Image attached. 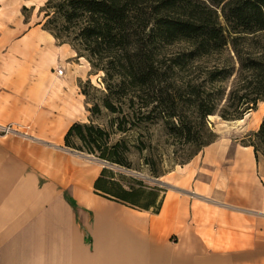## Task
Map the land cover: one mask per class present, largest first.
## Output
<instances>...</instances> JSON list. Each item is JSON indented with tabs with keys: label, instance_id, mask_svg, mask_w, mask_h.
Returning <instances> with one entry per match:
<instances>
[{
	"label": "crops",
	"instance_id": "crops-1",
	"mask_svg": "<svg viewBox=\"0 0 264 264\" xmlns=\"http://www.w3.org/2000/svg\"><path fill=\"white\" fill-rule=\"evenodd\" d=\"M17 26L0 30V264H264V156L245 137L219 136L164 175L157 213L99 195L103 163L65 144L87 66L60 78L27 65L42 33Z\"/></svg>",
	"mask_w": 264,
	"mask_h": 264
},
{
	"label": "trees",
	"instance_id": "trees-1",
	"mask_svg": "<svg viewBox=\"0 0 264 264\" xmlns=\"http://www.w3.org/2000/svg\"><path fill=\"white\" fill-rule=\"evenodd\" d=\"M44 27L60 43H68L78 57H86L97 71H104L108 94L102 105L95 102L90 111L99 115L102 106L119 113L111 121V129L90 122H75L65 135L66 146L88 152L101 160L132 168L131 145L126 137L113 141V135H126L131 128H147L157 124L152 102L155 80L153 65L161 45L186 41L190 56L221 53L228 46L237 52L241 38L262 41L260 56L241 58L236 82L225 104L199 101V117L220 115L227 121L241 120L264 101V0H48ZM225 67H215L210 76L221 81ZM131 91L130 103L139 99V109L124 113L114 99ZM83 93L87 95L86 90ZM128 124L131 127H128ZM215 136V134L211 133ZM194 138L192 141H196ZM216 139L204 144H210ZM138 142L141 144L143 141ZM254 147L257 158L264 156V116L257 131L247 142ZM140 152L150 175L160 177V162L154 155ZM192 159V158H191ZM190 161L187 160V162ZM187 162H183L185 164ZM95 192L127 206L160 211L166 189L144 179L103 167L94 184Z\"/></svg>",
	"mask_w": 264,
	"mask_h": 264
},
{
	"label": "rangeland",
	"instance_id": "rangeland-1",
	"mask_svg": "<svg viewBox=\"0 0 264 264\" xmlns=\"http://www.w3.org/2000/svg\"><path fill=\"white\" fill-rule=\"evenodd\" d=\"M48 0H0V30L16 29L18 23L25 21L26 31L31 27H37L42 33V53L35 62L27 65H55L53 72L57 77H65L68 74L77 75L81 67L86 65L88 73L81 79L76 76L75 88L81 94L85 89V109L78 122L93 121L106 129H111V121L119 116V113H112L102 106L99 115H93L89 110L93 103L102 105V99L108 91L104 81V71L95 70L86 57H78L77 52L68 44H61L55 40H47L49 31L45 29L46 21L45 6ZM52 35V34H51ZM261 43L260 41H258ZM253 37L241 38L237 45V52L232 46H228L221 53H210L208 55L190 56L191 46L186 41H176L171 44L159 46L157 49V61L153 65L154 82L152 85L153 94L149 110H154V115L158 118L157 124L149 125L147 128H131L126 135L114 134L113 141L120 137H126L131 145L129 154L132 168L129 171L112 168L116 172H123L135 175L144 179L147 183L158 184L165 188L163 176L154 177L150 175L148 167L144 164L142 155L134 147L140 145L144 147V154L154 155L160 162L161 171L170 172L183 165V162L191 160L204 147V144L219 136L234 135L238 138L245 137L242 142H247L249 134L254 131H246V121L251 118L253 111H257L264 105L258 103L255 110L247 112L242 118L243 121H227L220 115H209L206 118L199 117L196 105L203 100L208 103L216 101L218 108L225 104L231 87L236 82V77L241 65V58L262 53V46ZM70 47V48H69ZM63 49H67L64 51ZM72 49V51L70 50ZM55 55L51 56V52ZM50 56L53 62H48ZM55 58V59H54ZM215 67H225L226 73L221 81L213 80L210 72ZM76 84L78 85L76 87ZM131 91L126 90L124 94H118V101L124 113L129 115L133 110L139 109V99H135L133 106L129 101ZM245 119V120H244ZM262 121V120H261ZM255 122H260L255 120ZM250 124L251 119L249 121ZM246 124V125H245ZM128 127H131L128 124ZM211 133L215 134L212 135ZM196 138V141H192ZM143 141V143H139ZM77 150V149H74ZM97 159L93 154L85 151ZM101 160V159H99ZM104 161V160H103ZM113 164V163H112ZM108 167V166H103ZM167 174V173H166ZM165 174V175H166ZM152 178H157L161 183H153ZM166 189V188H165Z\"/></svg>",
	"mask_w": 264,
	"mask_h": 264
},
{
	"label": "water",
	"instance_id": "water-1",
	"mask_svg": "<svg viewBox=\"0 0 264 264\" xmlns=\"http://www.w3.org/2000/svg\"><path fill=\"white\" fill-rule=\"evenodd\" d=\"M235 121H236V120H235ZM100 161L103 163L104 166H108V167H112V168L121 169V170H123V171H129V170H127L126 168H124V167H122V166H119V165H117V164H112V163H110V162H108V161H103V160H100ZM152 182H153V183H161V181H160L159 179H157V178H152Z\"/></svg>",
	"mask_w": 264,
	"mask_h": 264
},
{
	"label": "bare ground",
	"instance_id": "bare-ground-1",
	"mask_svg": "<svg viewBox=\"0 0 264 264\" xmlns=\"http://www.w3.org/2000/svg\"><path fill=\"white\" fill-rule=\"evenodd\" d=\"M263 112H264V105L262 106L261 111L258 112L257 114H255V118H256L255 120L261 121L262 116L260 118H259V116H260V114L262 115ZM240 121H243V119H241Z\"/></svg>",
	"mask_w": 264,
	"mask_h": 264
},
{
	"label": "built area",
	"instance_id": "built-area-1",
	"mask_svg": "<svg viewBox=\"0 0 264 264\" xmlns=\"http://www.w3.org/2000/svg\"><path fill=\"white\" fill-rule=\"evenodd\" d=\"M8 130H9V128H6V129H5V131H8Z\"/></svg>",
	"mask_w": 264,
	"mask_h": 264
}]
</instances>
